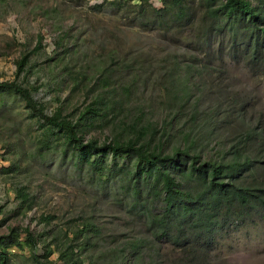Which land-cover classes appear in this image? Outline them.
<instances>
[{
    "label": "rangeland",
    "instance_id": "374dc122",
    "mask_svg": "<svg viewBox=\"0 0 264 264\" xmlns=\"http://www.w3.org/2000/svg\"><path fill=\"white\" fill-rule=\"evenodd\" d=\"M164 3L0 0V80H16L34 88L33 96L47 113L61 108L63 114L77 118L94 101L95 107L109 105L105 117H97L94 125L83 129L85 139L126 137V124L143 112L139 123L152 122L160 128L169 122L165 137L172 144L179 137L171 138L169 133L183 122L186 131L192 130L191 137L203 141L208 130L201 125L214 121L221 109L211 106L215 102L224 104L220 115L222 110L224 115L229 113L223 127L214 131L221 140L235 133L240 124L234 120L238 119L234 110L243 109L240 122L264 125L261 54L254 61L242 48L235 50L226 26L214 25L215 30L208 33L199 29L211 20L204 11V0H183L186 12L182 16L174 8L167 10ZM148 4L163 14L155 16ZM38 41L40 48L30 55L26 74L17 75L16 60ZM193 59L198 67L200 113L192 120L194 103L188 102L179 119L173 118L176 108L171 95L175 91L170 74L176 72V60ZM44 129L23 101L0 93V234L17 226L20 242L7 249L8 264H34L24 228L37 237V254L42 256L51 248L55 252L48 258L57 264H63L57 259V247L75 232L83 245L80 264H123L118 257L121 249L133 236L144 234L146 223L125 183L106 181L89 165L75 164L71 151H63L62 137L57 134L48 139ZM200 129L207 133L199 136L195 131ZM17 189L28 193L33 202L30 209H20ZM42 215L55 217L45 223ZM86 223L93 227L83 231ZM230 234L215 245L209 264H264V222ZM145 244L138 264H153L156 258L172 264L178 255L168 243L161 257L155 245ZM151 255L156 258L151 260ZM132 256H126L124 263L133 260Z\"/></svg>",
    "mask_w": 264,
    "mask_h": 264
},
{
    "label": "trees",
    "instance_id": "16d2710c",
    "mask_svg": "<svg viewBox=\"0 0 264 264\" xmlns=\"http://www.w3.org/2000/svg\"><path fill=\"white\" fill-rule=\"evenodd\" d=\"M115 1L123 3V0ZM164 2L166 9L174 8L179 16L185 14L183 0ZM253 2L204 0V11L211 20L201 24L199 29L208 33L215 30L214 25L219 29L226 26L235 50L242 48L254 61L259 53L264 59V0ZM148 6L155 16L163 14L160 9ZM40 44L38 41L31 51L16 60L17 75L26 74L29 57L40 48ZM175 65L176 72L169 77L175 91L171 95L176 108L173 118L179 119V112L193 102L191 119L195 120L200 113L197 64L193 59L189 62L176 60ZM180 71L182 76L178 78ZM33 89L16 80H0V93L13 94L23 101L30 115L45 128L48 139L59 134L63 139V151H71L75 164L89 165L98 170L99 175L105 176L106 181H123L134 206L139 207V213L146 221L142 226L144 234L127 240L118 255L123 264H138L137 258L144 242L155 245V252L160 257L164 243H168V248L178 254L172 264H209L211 252L225 234L255 228L264 222V125L242 119L240 122L243 109L232 111L238 118L234 120L240 124L236 132L225 140H221L214 131L219 126L223 127L229 113L224 115L222 110L223 115H220L224 104L215 102L211 106L221 109L217 110L214 121L201 125L208 130V138L203 141L191 137L192 130L186 131L187 124L183 122L180 126L178 124L175 132L169 133L171 138L179 137L172 144L165 137L168 136L165 127L169 122L164 121L160 128L152 122L139 123L143 112L132 123L126 124V137L119 134L101 141L96 137L85 139L83 129L94 125L97 117H105L109 105L95 107L93 105L97 101H94L85 106L77 118L63 114L61 108L47 113L45 105L33 96ZM207 130L195 132L200 136ZM212 141L213 146L210 145ZM204 150L209 152L204 153ZM17 195L21 199L20 209L32 207L28 193L17 189ZM150 203L153 209L149 207ZM54 217L42 215L40 218L49 223ZM90 227L93 226L86 223L83 231ZM22 230L31 246L30 257L34 264H57L48 258L54 250L46 248L44 255H38L37 237L27 228ZM76 234L57 247V259L63 264L81 263L79 252L83 245L77 241ZM18 238L17 226L10 227L6 234H0V264H8L7 249L20 245ZM128 255H133V260L128 259L124 263ZM154 258L151 255V260ZM153 264L168 263L156 258Z\"/></svg>",
    "mask_w": 264,
    "mask_h": 264
}]
</instances>
